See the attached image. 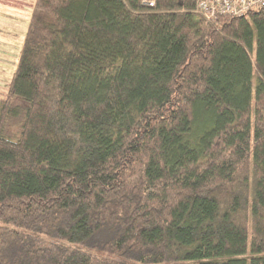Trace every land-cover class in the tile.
<instances>
[{
  "label": "trees",
  "instance_id": "trees-1",
  "mask_svg": "<svg viewBox=\"0 0 264 264\" xmlns=\"http://www.w3.org/2000/svg\"><path fill=\"white\" fill-rule=\"evenodd\" d=\"M196 2L33 0L0 264H264V7Z\"/></svg>",
  "mask_w": 264,
  "mask_h": 264
},
{
  "label": "rangeland",
  "instance_id": "rangeland-1",
  "mask_svg": "<svg viewBox=\"0 0 264 264\" xmlns=\"http://www.w3.org/2000/svg\"><path fill=\"white\" fill-rule=\"evenodd\" d=\"M0 2H6L10 6L15 5L23 8L20 12L23 13L24 22L20 20H16L13 18H7L6 16L0 17V21L2 23H6V27H11L14 29V35H10L11 42L8 44V50H5L3 55H0V96L5 94L6 84L8 83V77L10 76L13 67L17 60V54L19 53V49L21 43L23 41L24 33L27 26V20L29 17V12L32 3V0H25V1H15V0H0ZM8 12L12 13L11 8L7 10ZM18 10L15 11V17L20 18L21 13ZM5 29V28H4ZM0 33V38H1ZM26 101L22 98L15 97L13 99L12 105L17 107V114H12L7 118L6 125H5V135L11 137L12 139H17L19 133L21 131L22 122H23V110L26 106Z\"/></svg>",
  "mask_w": 264,
  "mask_h": 264
},
{
  "label": "built area",
  "instance_id": "built-area-1",
  "mask_svg": "<svg viewBox=\"0 0 264 264\" xmlns=\"http://www.w3.org/2000/svg\"><path fill=\"white\" fill-rule=\"evenodd\" d=\"M145 2L154 4V0ZM196 6L204 17L211 18L219 14L239 15L251 8L264 7V0H197Z\"/></svg>",
  "mask_w": 264,
  "mask_h": 264
},
{
  "label": "crops",
  "instance_id": "crops-1",
  "mask_svg": "<svg viewBox=\"0 0 264 264\" xmlns=\"http://www.w3.org/2000/svg\"><path fill=\"white\" fill-rule=\"evenodd\" d=\"M15 1H25V0H15ZM32 3H33V0H32ZM10 8L12 10V13L7 11ZM16 10L20 12L21 10H24V9L20 8L19 6H15V5L10 6L6 2H0V17L6 16L8 19L13 18L16 20H20L21 22H24V19L22 18L23 13L20 12L22 15L20 18H18L19 16L14 14ZM14 15L18 17H15ZM4 25H6V23H2L0 21V33L2 34L0 38V55H3L5 53V50H8V44L13 42V41L11 42V38L9 36L14 35L15 33L13 28L9 26L6 27Z\"/></svg>",
  "mask_w": 264,
  "mask_h": 264
}]
</instances>
